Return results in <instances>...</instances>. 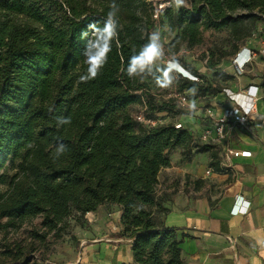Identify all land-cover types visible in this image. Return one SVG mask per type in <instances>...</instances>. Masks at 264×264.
Instances as JSON below:
<instances>
[{
  "label": "trees",
  "instance_id": "16d2710c",
  "mask_svg": "<svg viewBox=\"0 0 264 264\" xmlns=\"http://www.w3.org/2000/svg\"><path fill=\"white\" fill-rule=\"evenodd\" d=\"M113 5L116 35L93 37ZM163 13L178 31L174 42L188 49L202 44L206 30L228 29L232 50L208 64L214 69L264 21V0H191L189 8ZM153 32L146 0H0V264H30L29 255L39 250L35 240L46 247L49 237L69 230L71 218L105 205L121 207L120 236L133 240L137 264H185V236L159 218L168 212L159 175L176 148L187 160L209 152L211 166L221 168L216 147L189 129L172 123L149 128L135 119L134 105L145 107L151 118L182 111L174 98L159 100L152 92L172 79L165 62L142 77L127 72ZM180 64L198 79L179 74L180 93L223 92ZM56 117L71 123L58 126ZM61 143L67 151L57 156ZM39 217L37 227L33 221ZM25 225L34 227L31 242L8 238L10 232L22 234Z\"/></svg>",
  "mask_w": 264,
  "mask_h": 264
},
{
  "label": "crops",
  "instance_id": "0c3cea01",
  "mask_svg": "<svg viewBox=\"0 0 264 264\" xmlns=\"http://www.w3.org/2000/svg\"><path fill=\"white\" fill-rule=\"evenodd\" d=\"M262 37L264 40V31ZM263 40L242 44L261 51ZM232 75L227 88L233 92L250 85L264 86V62L254 64L243 75L235 71ZM231 104L222 92L208 108L216 114ZM256 116V135L238 129L229 141L235 150L252 151V157L235 158L217 146L221 170L216 171L209 152L194 153L187 160L183 149L176 148L170 154L171 165L161 170L159 194L168 212L159 218L166 227L185 236L181 243L185 264H264V92L256 102ZM191 120L187 127L189 120L184 116L181 122L196 137L211 124L203 116ZM210 169L213 173L208 174ZM238 197L250 202L247 214L232 213ZM105 207L111 210L104 212ZM100 209L85 216L94 218L93 229L85 231L91 237L83 240L73 264H137L133 240L120 236L121 207L105 205Z\"/></svg>",
  "mask_w": 264,
  "mask_h": 264
},
{
  "label": "rangeland",
  "instance_id": "374dc122",
  "mask_svg": "<svg viewBox=\"0 0 264 264\" xmlns=\"http://www.w3.org/2000/svg\"><path fill=\"white\" fill-rule=\"evenodd\" d=\"M146 3L150 8L153 19L155 20V28L161 35L163 49L165 51L169 50L168 56L166 55V52H162V54H160L158 58L155 59L154 64H159L161 62L164 63L165 58L170 56L172 62H181L182 64L185 63L191 68H194L200 74L206 76L214 85V88H220L224 91L225 88L229 87V84L232 81V79H229V74L231 75L232 72L235 71L232 65V59L235 57L234 55L222 59L221 63L216 68H208V64L216 61L221 52L232 50L234 41L230 38L228 29H222L218 31L208 29L204 32L202 44L196 46L193 49H188L185 44L174 42L178 31H173L169 28L167 24V17L165 16V13H163L168 7L174 6L172 4V0H158L155 3H151L146 0ZM187 5V7H190L191 0H187ZM263 31L264 21L257 22L252 36L245 42L252 40L253 44L262 43ZM242 43L243 42L239 43L240 47H242ZM259 48H261V46H259ZM171 66L173 67V64ZM169 69V72L172 76L170 83L161 88H157V86L154 85L152 87V92L156 94L159 100H162L163 98L167 100L172 97L179 103V100L185 97L187 98V101L190 105L195 103V113L190 110L189 105L182 106L181 114L170 116L171 122L182 127L184 124L181 122V119L184 116L186 120H189L185 126H190V121L192 122L191 119L203 116L201 109L209 107L211 103H213L215 96L211 93L205 96L196 95L191 89H186L180 93L179 87L181 83L177 81L178 75L181 74L183 77L186 76L180 73V71L171 67H169ZM144 109L145 107L142 105H134V116L142 112ZM185 159L187 158L185 157ZM108 210H111V208L105 207L103 211L108 212ZM41 221L42 218L39 217L33 221V225L38 227L41 224ZM69 221V230L63 233L61 237H49L47 241L48 246H42L38 240L34 241L36 247L39 248V250L29 255L28 258L31 262L30 264H73L75 262L74 260L78 257L79 247L81 244H83V240L91 237L89 233L85 234V231H91V229H93L92 225L94 223V218H82L79 220L71 218ZM33 225H25L21 231L22 234L10 232L8 234V238L11 239V241L22 239L26 243L27 241L31 242L32 238L30 236V231L32 228H34ZM3 236L4 234L0 235V251L3 249Z\"/></svg>",
  "mask_w": 264,
  "mask_h": 264
},
{
  "label": "built area",
  "instance_id": "2783aa9c",
  "mask_svg": "<svg viewBox=\"0 0 264 264\" xmlns=\"http://www.w3.org/2000/svg\"><path fill=\"white\" fill-rule=\"evenodd\" d=\"M175 8L174 6H172ZM189 8V7H186ZM101 32L95 31L93 37ZM165 53V50L162 51ZM232 59V65L236 75H243L254 64L263 61L264 62V48L260 51H253L247 45H243L234 55ZM164 62L168 67L178 70L171 65L179 64L172 62L170 57L165 58ZM182 66V65H181ZM183 67V66H182ZM179 71V70H178ZM193 75V74H192ZM193 80H198L193 76ZM228 99L231 101V105L225 106L222 110L216 114H213L210 108L201 109L203 117L209 118L211 124L202 132L199 137H196L201 143L210 144L215 147L222 146L228 153V155L235 158H250L252 157V151L250 150H235L229 141L232 138L235 130H241L242 132L250 135L257 134L256 128V102L261 98V92H264V86L250 85L246 89L233 92L232 90L225 88L223 91ZM187 98L179 100V108L182 106H189ZM173 115L163 114L157 118H151L146 116L144 110L137 115L135 119L149 128H153L160 125L174 124L171 122ZM229 144V145H228ZM208 174L213 173V169H210ZM250 207V202L244 201L243 198L238 197L236 205L232 210L234 215L247 214Z\"/></svg>",
  "mask_w": 264,
  "mask_h": 264
},
{
  "label": "clouds",
  "instance_id": "9594fccd",
  "mask_svg": "<svg viewBox=\"0 0 264 264\" xmlns=\"http://www.w3.org/2000/svg\"><path fill=\"white\" fill-rule=\"evenodd\" d=\"M172 4L179 8L181 6L187 7V0H172ZM118 11V8L113 5L111 10L108 12V17L107 20L105 21V27L103 29H96L98 32H102L106 37L112 38L116 35V29H117V20H116V13ZM95 28V26H90ZM94 47L93 44H89V48L91 49ZM149 49H155V55L151 59L147 58V52ZM163 51V46L161 44V35L160 33L153 32L150 34L149 37V42L141 49V51L137 54L134 55L129 63V66L127 68V72L129 76H143L144 74H147L148 72L151 71V68L154 64V61L160 54H162ZM91 53H89V59H91ZM91 75L95 76L96 75V69L93 67L91 71ZM190 110L195 113L196 110V105L195 103L191 104ZM51 111V110H50ZM57 120V125H63V124H70L71 121L70 119H65L61 117H56ZM67 151V146L61 143L59 145V148L57 149V156L62 155Z\"/></svg>",
  "mask_w": 264,
  "mask_h": 264
},
{
  "label": "water",
  "instance_id": "95a60500",
  "mask_svg": "<svg viewBox=\"0 0 264 264\" xmlns=\"http://www.w3.org/2000/svg\"><path fill=\"white\" fill-rule=\"evenodd\" d=\"M178 66L182 69V71H180V73L184 74L187 78L193 79V75L184 67H182L181 65L178 64Z\"/></svg>",
  "mask_w": 264,
  "mask_h": 264
},
{
  "label": "snow or ice",
  "instance_id": "6c2138e0",
  "mask_svg": "<svg viewBox=\"0 0 264 264\" xmlns=\"http://www.w3.org/2000/svg\"><path fill=\"white\" fill-rule=\"evenodd\" d=\"M155 54V49H149L146 55L148 59H151Z\"/></svg>",
  "mask_w": 264,
  "mask_h": 264
},
{
  "label": "bare ground",
  "instance_id": "6f19581e",
  "mask_svg": "<svg viewBox=\"0 0 264 264\" xmlns=\"http://www.w3.org/2000/svg\"><path fill=\"white\" fill-rule=\"evenodd\" d=\"M151 3H155L158 0H148ZM173 67H175L176 69H178L179 71H182V69L178 66V64H174ZM183 72V71H182Z\"/></svg>",
  "mask_w": 264,
  "mask_h": 264
}]
</instances>
